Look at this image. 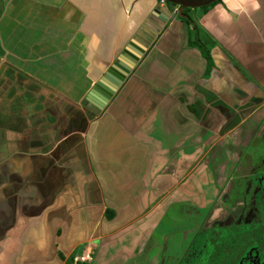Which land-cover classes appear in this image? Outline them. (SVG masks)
<instances>
[{
  "label": "crops",
  "instance_id": "0c3cea01",
  "mask_svg": "<svg viewBox=\"0 0 264 264\" xmlns=\"http://www.w3.org/2000/svg\"><path fill=\"white\" fill-rule=\"evenodd\" d=\"M177 9L0 0V264H175L174 222L182 253L194 213L259 221L264 0Z\"/></svg>",
  "mask_w": 264,
  "mask_h": 264
},
{
  "label": "flooded vegetation",
  "instance_id": "af4514ba",
  "mask_svg": "<svg viewBox=\"0 0 264 264\" xmlns=\"http://www.w3.org/2000/svg\"><path fill=\"white\" fill-rule=\"evenodd\" d=\"M262 198L261 199V205H259V216L258 219L259 221L256 220V218H254L253 215H251L250 217H246L247 215H243L241 216L240 219H237L238 222H234L233 224L228 225L224 228L222 227H218L220 228L219 231H217L218 229H216L214 232L217 235V232H219L218 234H221V236H219L218 238H216L217 240V244L219 243V246L224 245L226 247L225 241L226 239H228V237L232 238V239H240L242 240V235L241 236H237L234 234V232H238L240 234L242 233H246L248 230H250V234L251 232H255V230L257 229V226H259V228H264V211L260 209V207L264 208V189L261 192ZM257 221V222H256ZM261 224V225H260ZM200 228L197 230H194V232H191V234L187 237V246L184 248L182 253L180 254V261L178 264H188V256H190L189 251L192 252V250H194L195 245L199 244V239L202 238V236L199 235V233L203 232H208V230H212L210 228L203 230V228L201 227V225L199 226ZM202 228V229H201ZM231 234V236H230ZM258 238H260L261 241H264V237L258 235ZM250 238H253V236H251ZM244 241V240H243ZM248 241H251V239L247 240V242H243L244 246L242 247H237L239 245V243L234 244L233 247H230V251H232V253L236 256V258H233L235 261L233 264H264V247H260V245L262 244L264 246V243L262 242H258V246L254 245V244H250ZM212 242V240H211ZM207 243V242H206ZM205 243V245H206ZM228 245V242H227ZM198 250V248H195V251ZM207 247L205 248H201V250L199 252H203L206 251ZM215 248L212 250V253H208L206 258L204 257V253H202V256L199 259V262L201 264H209V261L212 258V254L214 252ZM226 252V251H225ZM229 253V250H228ZM227 253V256H228ZM226 255V253L223 254V256ZM222 256V258H223ZM225 259V261H228L229 258H223V260ZM224 264H227L224 263Z\"/></svg>",
  "mask_w": 264,
  "mask_h": 264
},
{
  "label": "rangeland",
  "instance_id": "374dc122",
  "mask_svg": "<svg viewBox=\"0 0 264 264\" xmlns=\"http://www.w3.org/2000/svg\"><path fill=\"white\" fill-rule=\"evenodd\" d=\"M260 208H261V210L264 211L263 207H260ZM190 211L193 213L192 206H190ZM203 213H204V211H200L199 213H194L192 216H190L189 223H187V224H188V227L191 226L192 231H193V229L196 230V225H198L197 229L200 228L199 227L200 226V222H199L200 218H198V216L202 215ZM182 225H185V224H177V222H174V228H173L174 230L173 231H175V232H171L169 234V236H171L170 247H172L174 249V254H173L172 262H166V263L178 264L180 261V259H179L180 254L177 252H180V249L183 247V243H184V239H182V240L179 239V237L182 236V234L180 235V233L182 231L181 227H183V229H184V226H182ZM206 229L207 228H203V230H206ZM257 229L258 230H255V232L254 231L251 232V234H250V230H248L246 233H242V234H240L238 232H234V234L237 236L242 235L243 239L240 240L237 237V239L234 240L231 237L230 238L228 237V239H226V241H225L226 247L224 245L219 246V243L217 244L216 238L221 236V234H218L219 232H217V235H216V233L214 232L215 230H208V232L202 231L201 233H199V235L200 236L204 235V236H202V238L199 239L198 245L193 246L195 248H198V250L195 251V248H194V250H192V252L189 251L190 256H188V258H187V260L189 262L188 264H201L199 262V259L202 256V253H204L203 258H206L207 254L212 253V250L214 248H215V250L212 254V258L209 261V264H224L226 262H227V264H233L235 261L233 258H236V256L232 253V251H230V247H233L234 244L239 243V245L237 247H242V246H244L243 242L246 243L247 240H249V239H251V241H248V242L250 244H254L256 246H258V242L264 243V241H261L260 238L257 237L258 235L264 237V228H259V226H257ZM219 230H220V228L217 231H219ZM230 236H231V234H230ZM251 236H253V238H250ZM211 240H212V242H211ZM227 242H228V245H227ZM205 243H206V245H205ZM205 247H207L206 251L199 252L201 250V248H205ZM260 247H264V246L261 244ZM228 250H229V253H228ZM224 253H226V255L223 256ZM227 253H228V256H227ZM222 256H223V258H229V260L228 261H225V259L223 260ZM93 258H94V256H93ZM183 264H185V263H183Z\"/></svg>",
  "mask_w": 264,
  "mask_h": 264
},
{
  "label": "water",
  "instance_id": "95a60500",
  "mask_svg": "<svg viewBox=\"0 0 264 264\" xmlns=\"http://www.w3.org/2000/svg\"><path fill=\"white\" fill-rule=\"evenodd\" d=\"M165 1L171 5L172 4L177 5L178 7V9L176 10L177 13L180 16L187 17V15L183 13L185 9L198 8V7L213 3L217 0H165ZM116 65L120 66L125 71V73L129 71V68L120 62H117ZM110 74L113 75L115 78H113ZM116 74L117 73L115 70L114 71L112 70V72H109L106 74L107 76L112 77V79H114L115 86L121 84L122 79H123V73L121 74L118 73V75ZM104 86H105L104 84L97 82L96 85L86 95L84 102L88 101L98 107H103V105L106 104V102L108 101L109 97L112 95V92H113L112 88H108V87L105 88Z\"/></svg>",
  "mask_w": 264,
  "mask_h": 264
},
{
  "label": "built area",
  "instance_id": "2783aa9c",
  "mask_svg": "<svg viewBox=\"0 0 264 264\" xmlns=\"http://www.w3.org/2000/svg\"><path fill=\"white\" fill-rule=\"evenodd\" d=\"M91 260H93V252H92V249H87L81 255L76 256L74 258V261L75 262H77V261H80V262H88V261H91Z\"/></svg>",
  "mask_w": 264,
  "mask_h": 264
},
{
  "label": "trees",
  "instance_id": "16d2710c",
  "mask_svg": "<svg viewBox=\"0 0 264 264\" xmlns=\"http://www.w3.org/2000/svg\"><path fill=\"white\" fill-rule=\"evenodd\" d=\"M112 212L111 213H109V217H111L112 216ZM232 227V226H231ZM73 258V257H72ZM72 258L69 260V261H71L72 260Z\"/></svg>",
  "mask_w": 264,
  "mask_h": 264
}]
</instances>
